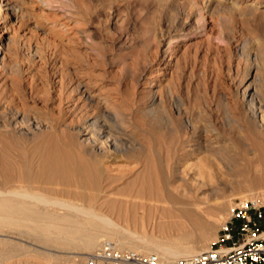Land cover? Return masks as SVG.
Instances as JSON below:
<instances>
[{
	"label": "rangeland",
	"instance_id": "rangeland-1",
	"mask_svg": "<svg viewBox=\"0 0 264 264\" xmlns=\"http://www.w3.org/2000/svg\"><path fill=\"white\" fill-rule=\"evenodd\" d=\"M44 1L46 4L39 0H12L17 6L16 14L5 7L0 10L1 109L10 105L25 113L38 110L34 112L40 117H61L68 121L73 118L71 108L76 107L80 114L84 110L85 103L79 94L84 82L92 91L99 90L102 96L112 99L113 109L120 108L119 111L129 114L130 121L136 125V130L132 129L134 135L143 144L144 153L150 155L146 158L144 153L127 155L107 163L112 179L109 177L104 184L111 192L125 198L134 197L138 185L128 188L124 185L142 172L146 163L156 168L158 158H168L175 153L168 147L157 149L155 109L149 106L156 93L163 101L164 113L167 111L164 114L166 120H170L167 121L168 128L163 129L166 134L172 127L179 130V136L190 138L193 135L186 124H194L197 131L209 128L207 131H216L236 149L242 137L251 147H254L250 143L252 139L264 145V106L257 108L258 117L254 120L241 99L244 86L250 80L245 75V55L238 51L240 46L244 47L243 43L251 49L257 45L259 57L264 56V17L213 13L205 16L202 29L189 0H67L74 15L70 19L63 15L60 0ZM173 36L182 40L173 43V48H167L163 43ZM259 59L258 67L262 68L260 72L264 75V64ZM49 131L52 133L50 126L45 125L34 133L42 139L50 134ZM209 137V132H203V138ZM206 155L202 152L189 157L186 165L179 166V169L187 179L196 178L201 172L208 171L207 174L211 175L207 187L217 192L208 196L207 187H203L206 194L198 195L201 191H195V198L202 202L200 207L205 214L201 213V219H205L215 207L222 208L214 210L217 216L221 215L215 231L216 239L219 226L239 200L237 192L245 194L241 189L245 177L234 170L229 171L222 164L219 166L220 163L212 169L193 165L197 158ZM170 163L166 162L167 169L172 170ZM250 170L253 173L254 168ZM170 185L177 186L178 182ZM195 229V226L185 225L183 231ZM169 233L166 236L176 234ZM72 250L45 246L18 231H0V264H85V259L80 257L87 254ZM45 255L49 257L45 259Z\"/></svg>",
	"mask_w": 264,
	"mask_h": 264
},
{
	"label": "bare ground",
	"instance_id": "bare-ground-1",
	"mask_svg": "<svg viewBox=\"0 0 264 264\" xmlns=\"http://www.w3.org/2000/svg\"><path fill=\"white\" fill-rule=\"evenodd\" d=\"M39 1L46 4L44 0ZM68 1L60 0L59 4L63 8V15L70 19L74 18V15L70 8L72 5L69 6ZM189 2L202 29L206 23L205 16H211L213 13L264 17V0H189ZM2 7L12 14L18 12L12 0H0V10ZM239 15L237 19H240ZM246 23L248 24V21ZM161 35L164 38V35ZM253 38L255 40V36ZM181 40L170 37L163 44L167 48H173V43ZM243 45L246 51H243L245 48L241 46L238 51L245 55L247 71L246 74L243 73L250 81L244 86L241 99H244L245 102H242L246 103L251 117L255 120L258 117L257 108L264 106V75L260 72L262 68L258 67L259 58L264 64V56L259 57L257 45L252 49L247 48L248 45L244 43ZM79 91L85 103L84 110L80 114L76 107L71 108L73 118L68 121L61 117L46 115L40 117L34 112L38 110L25 113L15 106L13 108L6 105L2 109L0 106V231L4 229L18 231L24 237L45 246L67 251L74 249L85 255L95 251L101 239L112 240L120 248L154 253L162 261L207 251L210 249L209 244L215 240L216 227L221 218L215 211L221 207H215V211L208 212L211 214L207 213L205 219H201V213H205L200 207L202 202L199 203L195 198V191H201L198 195H204L211 176L207 174L209 169L205 170L207 172L197 173L199 179L197 177L187 179L179 169V166L186 165L189 157L202 152L207 155L195 157L197 159L194 166L202 165L212 169L216 163H220L219 166L222 164L229 171L234 170L244 175V187L241 189H244L245 194L237 192L239 200L264 197V145L259 144L261 141L255 143L251 135L250 143L254 144V147H251L242 137L238 140L239 147L236 149L216 131H207L210 128L197 131L194 124H186L193 135L190 138L179 136V130L172 127L166 134L163 129L168 128L167 121L170 120H166L164 114L167 111L164 113L163 101L156 92L152 95L149 106L155 109L157 149L168 147L176 154L166 156L168 158H158L156 168L146 163L143 171L124 185V188L138 185L134 197L125 198L117 192H111L109 186L104 184L112 179L107 163L127 155H143L144 146L134 135L132 129H135L136 125L130 121L129 114L119 111L120 108L113 109L110 102L112 99L102 96L99 90L92 91L85 82ZM169 97L173 101V96L169 94ZM167 103L170 104L169 101ZM175 114L179 112L175 111ZM45 125L50 126L52 133L49 131V135L40 139L34 130ZM203 132L207 134L209 132L210 137L203 138ZM144 155L146 158V155L150 154ZM167 161L171 162L172 170L167 169ZM251 168H254L253 173ZM215 171L218 172L217 169ZM173 182H178V185L171 186ZM206 191L207 194L204 193L208 196L217 192L211 187H207ZM209 210L211 209L207 211ZM106 212L113 216L105 214ZM185 225L195 226L196 229L183 231ZM156 232L161 235H157ZM169 232L176 234L166 236L170 234ZM46 256L43 257L45 259L49 257ZM80 258L85 259V256Z\"/></svg>",
	"mask_w": 264,
	"mask_h": 264
},
{
	"label": "built area",
	"instance_id": "built-area-1",
	"mask_svg": "<svg viewBox=\"0 0 264 264\" xmlns=\"http://www.w3.org/2000/svg\"><path fill=\"white\" fill-rule=\"evenodd\" d=\"M264 197L237 200L221 223L210 249L162 261L154 253L120 248L101 239L85 264H264Z\"/></svg>",
	"mask_w": 264,
	"mask_h": 264
},
{
	"label": "crops",
	"instance_id": "crops-1",
	"mask_svg": "<svg viewBox=\"0 0 264 264\" xmlns=\"http://www.w3.org/2000/svg\"><path fill=\"white\" fill-rule=\"evenodd\" d=\"M262 228H263V230H264V222L262 223Z\"/></svg>",
	"mask_w": 264,
	"mask_h": 264
}]
</instances>
